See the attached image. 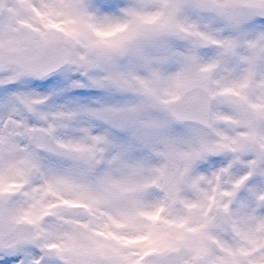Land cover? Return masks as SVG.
Instances as JSON below:
<instances>
[{"label":"snow or ice","instance_id":"obj_1","mask_svg":"<svg viewBox=\"0 0 264 264\" xmlns=\"http://www.w3.org/2000/svg\"><path fill=\"white\" fill-rule=\"evenodd\" d=\"M0 264H264V0H0Z\"/></svg>","mask_w":264,"mask_h":264}]
</instances>
